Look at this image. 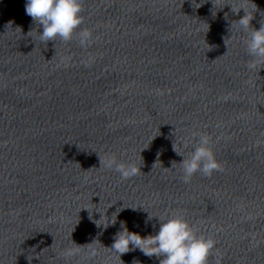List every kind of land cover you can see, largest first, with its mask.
<instances>
[{
    "label": "water",
    "instance_id": "1",
    "mask_svg": "<svg viewBox=\"0 0 264 264\" xmlns=\"http://www.w3.org/2000/svg\"><path fill=\"white\" fill-rule=\"evenodd\" d=\"M26 2L0 0V264H160L111 246L172 215L216 241L209 264H264V64L231 10L258 30L264 0H83L87 47L42 43ZM193 133L223 171L184 183Z\"/></svg>",
    "mask_w": 264,
    "mask_h": 264
},
{
    "label": "clouds",
    "instance_id": "2",
    "mask_svg": "<svg viewBox=\"0 0 264 264\" xmlns=\"http://www.w3.org/2000/svg\"><path fill=\"white\" fill-rule=\"evenodd\" d=\"M241 9L244 10L245 15L235 22L248 36L245 44L252 61L247 67L255 69L258 65L264 64V22L258 30L251 26L253 14L257 10L255 4L252 12L243 7H231L232 12L236 14H239ZM25 11L36 24L42 26L43 31L39 34L42 43L55 42L57 38L67 43L76 37L81 47H87L92 41L91 31L80 27L84 23L83 0H27ZM30 33L31 31L28 34ZM197 135L199 139L194 150L187 157H184L173 143V151L183 157L180 165L184 183H190L196 173L211 177L214 172L223 171V165L217 161L211 147V137L206 133H193L194 137ZM187 146L186 143L185 147ZM99 161L100 166L118 172L122 180L134 177L141 171L133 163L118 162L114 156L106 159L99 157ZM158 219L160 221L158 232L148 236L130 232L122 224L123 230L117 234L111 249L119 253L120 257L131 250L139 249L145 256L160 258V264H209V258L214 255L216 244L213 238L199 234L198 229L182 215H172L166 219L158 217ZM115 222L116 218L111 223L115 224ZM73 243L75 246L66 249L62 253L63 256L73 257L80 254L82 251L80 245L74 241ZM97 255L98 251L89 247V258Z\"/></svg>",
    "mask_w": 264,
    "mask_h": 264
}]
</instances>
